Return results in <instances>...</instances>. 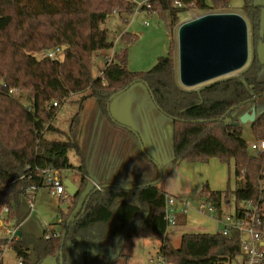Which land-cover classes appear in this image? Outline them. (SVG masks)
<instances>
[{"label": "trees", "instance_id": "trees-1", "mask_svg": "<svg viewBox=\"0 0 264 264\" xmlns=\"http://www.w3.org/2000/svg\"><path fill=\"white\" fill-rule=\"evenodd\" d=\"M139 1V0H137ZM244 2L249 24L252 53L240 76H227L197 88L188 89L179 82L175 43L169 54L158 59L147 72H131L127 67L129 47L137 37L125 33L124 46L106 66L98 79L93 77L96 53L110 51L102 26L114 14L132 15L136 4L131 0H0V211L7 207L9 218L16 221L26 201L27 190L41 184V172L52 168L63 180L64 173L76 170L69 153L81 158L77 168L79 195L73 207L61 213L62 236L46 240L26 234L11 243L0 238V264L9 248L21 264H115L123 257L126 240L160 242L159 255L168 264H232L241 254L238 234H185L178 249L167 240V195L149 182L102 185L87 192L89 175L78 143V131L85 105L98 103L101 113L112 121L111 103L137 84H144L157 109L174 125L173 164L202 163L218 159L233 164L235 191H210L204 186L201 197L216 208V217H224V207L235 197V208L258 197L263 160L251 155L243 138V125H235L241 111L258 106L264 98V7L254 0ZM177 2L194 4L201 12L224 10L227 0H150L151 11L170 22L167 29L179 25ZM145 11V10H144ZM63 49V59L52 60L36 54ZM4 81V84H2ZM27 92V106L11 94ZM80 96L79 111L72 119L66 141L49 138L59 132L54 126L61 107ZM29 98V100H28ZM57 104V107L53 105ZM113 124L118 125L113 122ZM258 141L264 140V112L248 126ZM85 193L80 210L77 201ZM18 224H21L19 222ZM17 225V224H16ZM89 245H97L91 252ZM9 246V247H7Z\"/></svg>", "mask_w": 264, "mask_h": 264}, {"label": "rangeland", "instance_id": "rangeland-1", "mask_svg": "<svg viewBox=\"0 0 264 264\" xmlns=\"http://www.w3.org/2000/svg\"><path fill=\"white\" fill-rule=\"evenodd\" d=\"M139 1L142 3L143 2L148 3L150 0H139ZM206 1L209 4H211V0H206ZM227 1L229 2V6L227 9L224 10L211 9L206 12H201L196 8H194L183 11L182 13H180L179 25L174 30H172L171 33H169L170 30L167 29L168 23L170 22L169 16L167 23V21L163 17H161L158 13L148 12V11H136L134 14L127 15V17L124 18H121L119 16H111L108 19V21L102 26V28L108 29L109 41L113 43L115 42V40L121 38V36L126 32L133 34L137 37V41L129 47L127 67L131 72H147L151 70L157 64L159 58L166 57L169 54V48L171 43L170 40H172L175 43V53H176L175 60L178 70L179 27L186 22L194 20L203 15L212 14V13H235L245 17L243 12L244 2L242 0H227ZM254 4L256 6L264 7V0H254ZM123 47L124 46L122 45L121 42L117 43L116 45L117 53L120 52V50ZM251 53H252V48L250 41V55ZM44 54L45 52L36 54V57L38 59H41L44 57ZM104 54L108 55L110 54V52L105 51ZM61 57H62L61 59H63L62 55ZM102 63H103V59L98 57L94 58L93 77L95 79H98L101 76L100 66ZM241 72H243V70L233 74V76H240ZM178 77H179V72H178ZM260 79L261 81H264V70L261 74ZM137 85H142L145 89L148 90V88L144 84H137ZM17 92L18 93L16 94L15 97L18 100H20L24 106H27L26 98L28 97V93L18 90ZM79 99L80 96L72 97L67 103H65L61 107L59 115L54 123V126L57 129H59V132L50 135L49 136L50 139L57 141H66V134L70 130L72 119L79 111V107H80V104L78 103ZM151 101H153V99ZM139 103H140L139 106H142L143 104V108L144 109L146 108L147 105L146 102L139 101ZM153 106H155V109L159 113H161L157 109L154 102H153ZM257 108L259 114H262L264 112V98L258 101ZM143 119L147 127V130L151 135L152 134L151 132L154 129V125H153V117L151 115V111L149 108L146 111V113H144ZM112 121L115 122L113 119ZM112 121H110L101 113L98 103L95 100L88 101L82 116V127L80 128V131H78L79 132L78 143L81 150L82 148L85 151L90 149L91 154H89V158L91 159V161L94 158L95 151L97 152V154L99 155L97 156V161H96L97 170L100 172H102V170L106 172L105 173L106 180L112 178L113 180H110L111 182L116 184H121L124 181H126L131 174L130 172L132 167L131 166L132 159L128 149V147L130 146V142L122 139L123 135L126 134L125 136H128L129 134L124 130H122L121 128L114 126L112 124ZM148 121H150L152 125L151 124L149 125ZM119 129L121 131H119ZM127 131L131 132L130 129H127ZM243 138L249 146L251 155H255L256 146H258L259 141L256 139L250 127L243 125ZM91 144L93 148L90 146ZM133 145H135V142ZM137 153L139 158L143 159L145 165L143 171L141 167H138V169L136 170L137 179H139L141 175V171L154 173L156 168L152 163H150L147 160L148 157H146L147 154L142 144H140L139 148L137 149ZM69 158L71 164L77 170L80 162L76 151L72 150L69 153ZM201 164L202 163H193L190 165H201ZM227 167L229 168L228 165ZM229 175L231 177V180L229 178L227 190L230 189L231 191H235L236 184L234 179L233 164L229 168ZM101 176L102 175H99L98 177ZM64 178L71 180L74 184L79 185L78 179H80V177L75 176L73 171L65 172ZM101 181H104V178ZM206 185L208 186L210 191H213L211 190V187H209L208 184H204V186ZM92 187H93L92 183H89L87 186V192L90 189H92ZM84 198H85V193L77 201L75 212L76 211L78 212L82 207ZM193 201L194 203H192L191 205L192 209L189 210L187 213V215L189 214L191 218H189V215L184 217L180 215L179 217H181V220L178 223L179 224L178 227L181 228L182 226L188 224V222L192 224H196L200 219L202 220L206 219L210 221V219L201 212L197 213L192 211L194 209L196 210L198 207V204H196V201L198 200L193 199ZM36 202H37L36 209L32 213L28 207L27 202H24L22 204L20 208V215H18L15 224L21 222L22 231L24 233L35 235L37 237H41L44 234V232L47 230V226L52 228H58L59 227L58 221L61 218V213L66 214L70 207H73V205L75 206L72 200H68L67 202H64L50 196L48 194V190L45 188H42L38 192ZM234 208H235V197L232 196L231 203L230 205L225 206L224 212L227 215L232 214L234 212ZM189 230H196V229L192 228ZM180 241L181 238L177 236H172V240L170 241V244L174 248L177 247L176 249H178L180 246ZM160 246H161L160 242H153L150 240L128 239L125 241L122 248L123 257L119 258L115 262V264H153L152 262L157 263ZM2 260H3V264H20V259H18L14 251L10 250L9 248L3 254ZM234 264H242V259H238V262L236 261L234 262Z\"/></svg>", "mask_w": 264, "mask_h": 264}, {"label": "crops", "instance_id": "crops-1", "mask_svg": "<svg viewBox=\"0 0 264 264\" xmlns=\"http://www.w3.org/2000/svg\"><path fill=\"white\" fill-rule=\"evenodd\" d=\"M113 16H119L121 18L127 17V15H119L114 14ZM108 21V20H107ZM108 32V29H105ZM128 33V32H126ZM124 35V34H123ZM122 35V36H123ZM121 36V37H122ZM121 39V38H119ZM115 40L114 49L107 51L110 54L106 55L104 52H99L95 54L94 58H101L103 59V63L100 66L101 74L105 69L106 60L113 58L114 54L117 53L116 45L120 42V40ZM109 40V37H108ZM113 43V42H112ZM151 95L147 89H145L142 85H134L129 90L125 91L114 101L111 103L110 106V114L112 119L118 125L113 124L116 127L121 128L129 135H123V140L130 142L129 154L132 159L131 164V174L121 184H129V183H141V182H149L156 178V170L154 173L152 172H142L144 168V161L142 158H139L137 149L139 148L140 144L143 145L145 152L147 154V160L154 165L155 168H159L161 172V179L158 184L159 189L167 195V197H173L178 200V203L175 207L176 210V225L173 227H169L167 231V240L170 242L172 240V236H177L182 239L185 234H216L218 230L221 229V225L218 223L216 215L202 213L207 216L209 220H198L196 224L189 223L182 226L181 228L178 227V223L181 220L180 215L188 216L187 213L191 210V205L194 203L193 199H197L196 204H198L197 211L194 209L192 211L200 213V206L203 204L206 199L201 197V192L204 184H208L211 187L213 192H226L227 186L229 182V168L227 165L222 164L218 159H212L208 164L205 165H190L186 163H181L174 165V125L173 121L169 118L165 117L161 113H159L155 106H153V101H151ZM139 101L146 102V108L139 106ZM87 104V103H86ZM86 107V105H85ZM151 111V115L153 117V125L154 129L150 135L147 127L145 125L143 116L144 113L148 110ZM85 110V108H84ZM241 114H245L246 112H250L247 108L242 109ZM149 125L151 124L148 121ZM152 125V124H151ZM82 127V119L79 126ZM130 131H127V129ZM119 131H121L119 129ZM79 133V132H78ZM135 142V145H133ZM92 148V144L90 145ZM95 149V148H94ZM80 151L84 158V163L86 165V170L89 175L88 183H92V181L99 182L101 185L106 183H112L110 180H106L105 178V171L102 172L97 170V152L94 153V158L91 161L89 158V154H91L90 149L84 150L80 148ZM90 152V153H89ZM128 154V153H127ZM142 154V153H141ZM143 155V154H142ZM78 156V155H77ZM79 158V165L81 167V158ZM138 167L142 168L141 175L139 179H137L136 170ZM74 175L77 176L78 171L72 170ZM102 175L101 177H98ZM143 177V178H142ZM104 181H101L103 180ZM101 179V180H100ZM79 185H80V179ZM154 181H152L153 183ZM79 187L78 184H75ZM180 201H187L189 203L188 206L182 204ZM225 208V207H224ZM224 211V209H223ZM235 211V208H234ZM234 213V212H233ZM192 215V214H191ZM224 215H227L224 212ZM189 218L190 215H189ZM212 220V222H211ZM195 228L196 230H189ZM181 244V241H180ZM177 248V247H175Z\"/></svg>", "mask_w": 264, "mask_h": 264}, {"label": "water", "instance_id": "water-1", "mask_svg": "<svg viewBox=\"0 0 264 264\" xmlns=\"http://www.w3.org/2000/svg\"><path fill=\"white\" fill-rule=\"evenodd\" d=\"M249 60V24L239 14H206L182 24L178 29L179 81L185 88H197L238 73L246 68ZM256 119L257 108L254 106L235 125L250 126ZM159 182L150 185H158ZM64 185L72 199L79 195V187L71 180L66 179ZM17 236L20 238L22 232ZM89 248L92 253L97 251V245H89Z\"/></svg>", "mask_w": 264, "mask_h": 264}, {"label": "built area", "instance_id": "built-area-1", "mask_svg": "<svg viewBox=\"0 0 264 264\" xmlns=\"http://www.w3.org/2000/svg\"><path fill=\"white\" fill-rule=\"evenodd\" d=\"M136 4V11H151V4L142 3L137 0H131ZM176 9H194V4L185 5L184 3L177 2L174 6ZM148 25V23H147ZM63 56V49L57 48L47 51L44 57L52 60L60 59ZM17 90H11V94L16 96ZM57 107V104L53 105ZM256 158L263 160V170L261 172L262 181L259 185L258 197L250 199L241 204V209L236 210L234 213L224 215L223 219L218 220L221 229L217 233H221L226 237H232L233 234H238L241 240V254L238 259H242V264H264V140L259 141L256 146V154L252 155ZM41 184L32 186L27 190L26 201L28 207L32 212L35 211L37 205V194L42 189L48 190V194L60 201L67 202L72 200L71 196L67 193L63 180L59 177L57 171L51 167L41 172ZM92 186L97 190H102V185L99 182L92 181ZM186 206L189 205L187 201H180ZM178 200L173 197H167L166 201V221L168 227L176 225V210L175 207ZM200 212L216 215V208L207 200L201 204ZM58 228L47 226L44 232L46 240L59 239L62 236L61 220L58 221ZM22 229L21 224H15L9 218V209L4 207L0 211V238L6 239L9 243L18 240L17 233ZM247 238V239H245ZM9 247V246H7ZM238 259L236 260L238 262ZM234 261V262H236ZM234 262L232 264H234ZM153 264H168L162 256H158L157 263ZM21 264V262H20ZM230 264V263H229Z\"/></svg>", "mask_w": 264, "mask_h": 264}]
</instances>
